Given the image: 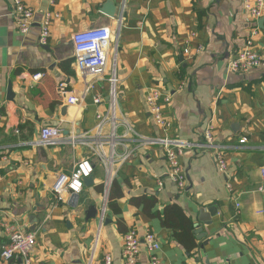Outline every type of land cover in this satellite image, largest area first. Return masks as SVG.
<instances>
[{
  "label": "crops",
  "instance_id": "1",
  "mask_svg": "<svg viewBox=\"0 0 264 264\" xmlns=\"http://www.w3.org/2000/svg\"><path fill=\"white\" fill-rule=\"evenodd\" d=\"M106 1L23 0L34 16L33 26L21 34L10 16L12 0H0V223L34 233L28 264H99L105 254L112 264H123V234L130 228L148 230L158 241L152 252L141 246L138 264H152V256L159 264H264V21L255 24L243 0H110L116 7L113 17L102 12ZM45 10L59 17L51 23L48 44L40 46L38 23ZM100 26L112 31L119 26L117 117L140 135L193 145L180 157L184 190L165 176L161 146H140L133 136L115 146L109 204L94 247L104 167L93 157L92 184L54 205L56 175L70 173L87 149L35 142L44 125L60 126L67 136L93 135L96 114L107 113L110 65L101 76L80 69L71 41L74 32ZM249 37L260 64L246 72L229 71L227 62ZM184 47L193 55H184ZM36 73L42 76L33 81ZM61 82L67 95L81 96L79 103L68 104L66 95L58 93ZM153 86L170 96L163 105L171 122L167 130L155 126L144 103ZM95 97L101 101L94 102ZM207 123L226 161V175L217 171L212 150L195 146L203 142ZM121 133L119 125L116 134ZM125 145L133 154L123 162ZM91 205L96 216L86 219ZM171 205L193 224L196 246L191 251L163 224L164 210ZM209 209L216 213L209 216ZM200 211L210 217L209 224L198 220ZM6 241L0 227V247ZM0 264L24 262L0 258Z\"/></svg>",
  "mask_w": 264,
  "mask_h": 264
},
{
  "label": "built area",
  "instance_id": "2",
  "mask_svg": "<svg viewBox=\"0 0 264 264\" xmlns=\"http://www.w3.org/2000/svg\"><path fill=\"white\" fill-rule=\"evenodd\" d=\"M243 9L249 14L251 20L256 22L264 14V0H243ZM10 16L16 25L17 30L21 34H26L33 26L34 10L26 5L23 0H12ZM59 17V13L53 10H45L42 13V18L39 21V45L46 46L50 37V26L54 19ZM119 26L115 31H112L108 26L94 27L90 29L74 32L71 37L73 45V60L74 63L82 70L89 72L94 76L104 74L107 65H110V73L108 75V109L105 115L96 114L97 124L94 134L83 133L79 137L67 136L60 126L44 125L40 128L39 138L35 142L36 146H51V145H79L87 149L86 156L79 159L72 171L68 174L58 172L55 182L51 186L52 201L54 205H58L66 200L67 196H76L83 189V179L92 175L93 163L91 158L96 157L105 170V178L103 183V205L99 210L98 230L95 234L94 247L97 243L100 227L105 219V210L107 203V194L113 179L112 163L114 161L116 145H123V141L128 136H133L140 146H161L164 151V157L168 170L165 176L173 181L179 190L186 188V174L180 164V157L184 150L192 147L193 144L185 143L179 139L169 137L143 136L137 133L126 119L118 118L116 113L117 108V77H116V55H117V39ZM194 36V34H192ZM113 42V45L111 43ZM110 59L108 61V48ZM200 49H196L198 53ZM183 54L186 56L193 55L188 47H184ZM261 62V57L254 49L252 38L249 37L244 46L238 50L234 58L227 62V69L231 72H246L250 68L257 67ZM42 76L41 73L31 75L33 81H37ZM88 85L86 90L90 88ZM58 93L66 95L68 104L79 103L81 96L67 95L66 84L63 82L57 85ZM100 97H95L94 102L99 103ZM170 102V96L164 94L161 89L156 86L149 87L144 96V103L155 126L157 125L163 130H167L171 126V122L163 113V105ZM122 127L121 135L116 134V128ZM109 129L104 133L105 127ZM203 142L197 147H203L207 150H212V157L215 161L217 171L221 175H226L227 165L222 156L219 145L214 144L213 129L210 123H207L202 133ZM245 137H242L239 142L244 143ZM107 147V150L106 148ZM133 149L125 145L123 153L120 155V161H128L131 159ZM261 174L264 177V169H261ZM162 180L158 181L159 186H162ZM226 187L230 188L229 178H226ZM3 227L7 241L0 247V258L3 261H8L18 257L23 260L24 264H28L34 250L36 241L35 235L31 232H25L12 224L0 223ZM142 245H145L148 251L152 252L158 248L156 236L146 230L140 233L136 228H130L123 234L122 257L123 264H138L139 252ZM92 256V253H91ZM152 264H159L155 256L151 257ZM99 264H112V257L105 254ZM181 264V263H180Z\"/></svg>",
  "mask_w": 264,
  "mask_h": 264
},
{
  "label": "trees",
  "instance_id": "3",
  "mask_svg": "<svg viewBox=\"0 0 264 264\" xmlns=\"http://www.w3.org/2000/svg\"><path fill=\"white\" fill-rule=\"evenodd\" d=\"M108 204L109 198L107 199L106 207ZM163 224L172 229L175 240L187 251H191L195 248V237L192 232L193 224L179 207L171 205L164 210Z\"/></svg>",
  "mask_w": 264,
  "mask_h": 264
},
{
  "label": "water",
  "instance_id": "4",
  "mask_svg": "<svg viewBox=\"0 0 264 264\" xmlns=\"http://www.w3.org/2000/svg\"><path fill=\"white\" fill-rule=\"evenodd\" d=\"M102 8H103L102 12L104 14H106L107 16L113 17L115 15L116 7L113 5V3L110 0H107L104 3ZM263 21H264L263 18H260L258 20V24L260 25ZM10 94H11L10 91H8V98H10L9 97ZM91 184H92V177L91 176L83 179V185H91ZM96 212H97L96 208L93 205L89 206L87 211H86V214H87L86 219L95 217L96 216ZM215 213H216V211H214V209L213 210H211V209L208 210L209 216H213ZM209 216H207L206 214L204 215V211H200V214L198 216V220L201 221V222L209 224L210 221H211ZM194 227L196 228V230L194 232L196 234H198V232H200V228H199L198 223L194 224Z\"/></svg>",
  "mask_w": 264,
  "mask_h": 264
},
{
  "label": "rangeland",
  "instance_id": "5",
  "mask_svg": "<svg viewBox=\"0 0 264 264\" xmlns=\"http://www.w3.org/2000/svg\"><path fill=\"white\" fill-rule=\"evenodd\" d=\"M91 162H92V158H91Z\"/></svg>",
  "mask_w": 264,
  "mask_h": 264
}]
</instances>
